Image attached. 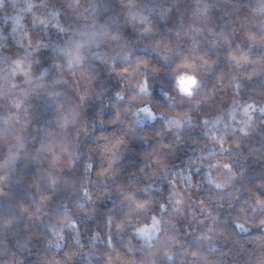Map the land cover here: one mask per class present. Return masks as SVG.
<instances>
[{
  "label": "clouds",
  "instance_id": "obj_1",
  "mask_svg": "<svg viewBox=\"0 0 264 264\" xmlns=\"http://www.w3.org/2000/svg\"><path fill=\"white\" fill-rule=\"evenodd\" d=\"M0 264H264V0H0Z\"/></svg>",
  "mask_w": 264,
  "mask_h": 264
}]
</instances>
